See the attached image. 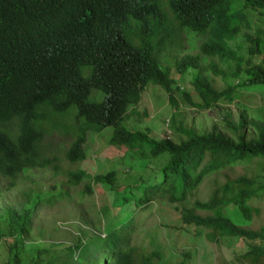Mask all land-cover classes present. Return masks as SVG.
<instances>
[{"label": "trees", "instance_id": "1", "mask_svg": "<svg viewBox=\"0 0 264 264\" xmlns=\"http://www.w3.org/2000/svg\"><path fill=\"white\" fill-rule=\"evenodd\" d=\"M248 9L264 13V0H0V181L7 180L5 187H9L13 177L35 166L60 170L56 154H45L42 145L52 129L70 135L63 154L73 162L84 157L85 131L109 126L107 141L144 158L146 172H126L118 179L114 169L93 175L66 169L68 184L81 178L106 183L114 191L116 206L132 202L135 208H143L157 199L179 201L181 222L201 228L204 237L215 243L221 236L263 237L264 219L257 227L247 223L259 209L250 197L264 189V181L245 174L223 182L215 179L233 161L264 159V123L255 124V134L239 131L251 122L244 105L233 125L234 136L215 126L199 130L178 123L173 126L177 139L167 134L154 138L147 129H131L123 122L127 106L138 101L147 82L163 89L172 101L171 92L178 86L158 52L165 45H179L190 31L204 35L197 50L180 53L172 61L178 73L194 69L190 83L195 99L180 90L190 105L206 109L219 101H232L245 92L237 86L252 85L263 88L264 104V63L246 59L241 65V54L228 44ZM242 35L248 55L262 50L264 40L258 34L245 31ZM201 55L225 62L232 59L235 65L229 73L237 80L216 88L208 71L220 70L212 59L202 64ZM98 91L100 97L94 98ZM211 174L215 176L207 197L187 203ZM84 189L91 191L89 181ZM42 191H35L33 206L6 209L12 239H2L5 264H54L57 256L52 250L60 247L72 259L70 264H159L156 247L136 251L130 244L133 210L101 234L91 232L84 239L77 235L72 243L49 242L34 248L26 261L21 247L36 204L55 203L69 195L63 182H52ZM100 211L105 214L106 206ZM229 213H236L240 223ZM237 257L248 264H264V246L249 243Z\"/></svg>", "mask_w": 264, "mask_h": 264}, {"label": "rangeland", "instance_id": "2", "mask_svg": "<svg viewBox=\"0 0 264 264\" xmlns=\"http://www.w3.org/2000/svg\"><path fill=\"white\" fill-rule=\"evenodd\" d=\"M244 13L246 19L240 21L238 33L228 40V44L235 52L241 54V65L246 63V59L251 63H264V46L260 52L248 55L247 41L242 35L247 31L258 34L264 40V13L253 9L245 10ZM203 37L202 34L190 31L182 36L179 45L170 48L165 45L160 49L158 59L161 64L168 67L169 75L174 79L173 84L175 83L178 89L172 90V101H169L167 93L163 89L156 84L147 82L138 101L127 106V115L123 119L126 126L131 129H147L148 134L154 138L167 134L177 139V133H174L173 126L178 123L193 124L199 130H209L215 126L230 136H234L236 130L233 125H236L238 110L242 104L245 106L251 122L250 125L239 128V131H244L247 136L256 133L255 124L264 123L263 88L261 86H237L238 89L245 91L242 95L239 94L238 98L232 101H219L206 109L193 107L180 92V90H186L195 99L190 83L194 69L188 68L182 73L176 72L172 66L173 58L183 52L196 51L197 43ZM208 59L214 60L220 70L217 73L208 71L216 88H224L227 82L237 80L229 73L235 65L232 59L225 62L219 60L217 56L201 55L200 57L202 64H206ZM241 76L240 73L239 77ZM100 95L101 92L98 91L94 98H99ZM69 119L70 117L67 116L66 120ZM109 133V126L100 131L87 129L82 143L84 157L69 162L65 159L63 152L70 140V135L64 131L52 129L42 139V145L45 146V154L51 152L56 154L60 170L54 172L49 167L35 166L25 168L13 177L14 183L9 187H5L7 180L0 181V264H5L6 258V249L2 239H5V242L12 239L6 225V209L10 206L19 208L33 206L36 200L35 191L43 192L42 189H47L52 182L58 184L63 182V185L68 188L69 195L55 203L40 202L36 204L35 209L31 212L29 231L25 234L26 237L21 247V253L26 261H28L32 249L45 247L49 242L72 243L77 235L84 239V235L91 232L101 234L109 225L118 220V217L121 218L131 210H133L134 229H132L130 244L135 246L136 251L148 250L151 246L156 247L160 251L159 264L177 262L181 264H218L220 262L248 264L237 255L248 248L249 243L264 246V235L252 239L221 236L218 237L216 243L206 239L201 228L181 222L179 217L181 202L179 201L170 203L163 199H157L143 208H135L132 202L116 206L112 202L114 191L106 183L81 178L75 184H68L65 177L66 169H83L91 175L114 169L118 179H122L126 172H146V160L135 155L124 145L109 143L107 141ZM238 174H245L264 181V159L237 160L224 165L216 176L211 174L204 177L187 203L194 197H207L213 186L214 176L216 182H223ZM85 181H89L90 192L84 189ZM122 183L118 185V188L123 187ZM250 201L259 209L247 226L257 227L264 219V189L252 195ZM101 206H106L105 214L101 213ZM228 215L234 222L240 223L236 213ZM138 245L140 248L136 247ZM64 250V247L52 250L57 256L54 264H70L72 262V259L64 254ZM155 264L158 262L156 261Z\"/></svg>", "mask_w": 264, "mask_h": 264}]
</instances>
